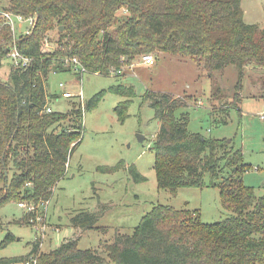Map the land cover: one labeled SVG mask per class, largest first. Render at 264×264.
I'll use <instances>...</instances> for the list:
<instances>
[{
	"label": "trees",
	"instance_id": "16d2710c",
	"mask_svg": "<svg viewBox=\"0 0 264 264\" xmlns=\"http://www.w3.org/2000/svg\"><path fill=\"white\" fill-rule=\"evenodd\" d=\"M6 10L24 16L37 12L38 19L31 34L18 38L31 65H11L8 80H0V208L11 201L50 199L82 140L80 104L74 102L67 112H42L48 96L46 76L53 67L66 71L61 65L65 55L78 56L91 73L102 75L154 52L203 63L211 75L234 65L239 90L244 88L246 66L264 70V31L244 21L241 0H10ZM56 27L59 48L51 50L45 39ZM12 39L10 26H0V66ZM107 92L128 97L115 109L125 120L136 95L133 86L113 84L94 95L85 109L96 108ZM144 99L151 100L160 123L153 144L158 187L172 195L184 187H218L222 206L232 214L206 223L196 210L157 204L131 234H119L104 244L103 253L79 248L76 237L43 252L37 238L27 255L0 258V264L31 257L37 258L36 264H264V195L244 182L249 166L243 150L232 139L191 131L189 113H178L189 105L188 98L147 90ZM227 118L214 121L226 123ZM122 165L120 161L101 169L116 171ZM130 171L136 180L144 177L133 167ZM96 219L95 213L83 211L71 223L78 230L88 229L95 227ZM20 222L30 223L29 216ZM4 227L0 221V230ZM14 238L9 232L3 243Z\"/></svg>",
	"mask_w": 264,
	"mask_h": 264
},
{
	"label": "rangeland",
	"instance_id": "374dc122",
	"mask_svg": "<svg viewBox=\"0 0 264 264\" xmlns=\"http://www.w3.org/2000/svg\"><path fill=\"white\" fill-rule=\"evenodd\" d=\"M9 6L10 0H0V11ZM241 6L244 21L263 29L264 0H241ZM4 25L0 18V26ZM19 34L18 30L16 35ZM58 36L56 27L49 34L54 45ZM151 54L156 59L153 65L143 63L141 56H137L131 64L122 67V74L85 75V105L113 84L133 86L136 95L127 108V117L120 120L115 109L128 97L111 92L105 94L96 108L85 109L82 140L70 154L68 170L55 184L50 197L48 223L54 229L49 228L41 238L31 223L20 222L25 210L18 202L29 200L7 203L0 208V221L6 226L0 230V258L27 255L37 238L42 239L43 252L58 248L66 238L76 237L79 248L103 253L104 244L113 242L119 234H131L157 204L196 210L206 223L221 221L232 214L222 206L218 187H184L176 195L158 187L153 144L160 124L151 100L144 99L147 90L188 98L189 105L178 113H189V129L207 137L232 139L236 148L243 150L244 162L249 166L243 175L245 184L253 186L258 196L264 195V91L257 92L253 86L256 83L264 89V82L260 83L264 70L253 64L246 66L244 88L239 90L235 88L238 69L234 65L211 75L203 63L190 58L165 52ZM9 68L10 60L6 57L0 66V80H8ZM53 69L46 76L45 91L49 97L58 94V99L48 97L55 111L67 112L79 98L62 97L60 83L76 90L77 77ZM221 116L228 117L227 122L216 124L214 120ZM120 161L124 166L116 171L101 169L116 166ZM131 167L144 177L136 180ZM209 179L210 175L206 174L205 180L209 182ZM83 211L97 215L94 228L76 230L72 225V217ZM9 232L15 238L3 243Z\"/></svg>",
	"mask_w": 264,
	"mask_h": 264
},
{
	"label": "built area",
	"instance_id": "2783aa9c",
	"mask_svg": "<svg viewBox=\"0 0 264 264\" xmlns=\"http://www.w3.org/2000/svg\"><path fill=\"white\" fill-rule=\"evenodd\" d=\"M0 18L2 19L4 24H7L10 26L13 39L9 44L10 50L8 53V58L10 60V67L11 65H14L15 67H23L27 68L31 65L32 58L28 55L24 54L19 46H18V38L21 34H31L33 28L35 27V24L38 19V14L33 13L29 16H24L20 13L13 12L11 10L3 9L0 11ZM19 30V35H16V32ZM45 45L51 50H56L59 48L58 43L55 45L53 42L48 38L45 39ZM143 63L148 65H153L156 62L155 57L153 54H143L141 56ZM62 66L66 69V71L74 74L77 78L74 79V83H76L78 89L72 90L68 88L64 83H60L61 87V95L65 98H79L76 102L77 104H80L83 108V111H85L86 105L84 103L83 99V85L85 82V75L91 73L88 68L83 65L81 60L76 55H65L62 59ZM54 71H59L58 69H53ZM10 73V68H9ZM122 74L123 70L122 68L119 70H111L110 74ZM94 74H100L99 72H96ZM9 76V75H8ZM58 99V94H56ZM47 96L46 104L43 108L42 112L45 113H51L55 110L50 105L49 100ZM49 99H54L49 97ZM84 114V112H83ZM263 117V116H262ZM68 170V165H67ZM50 203V199H41L38 202L34 201H20L18 202L19 206L25 210V214L29 216V221L35 228L37 232H40V237H45L47 235V231L49 228L54 229L49 223H48V205ZM40 238V239H41ZM42 240V239H41ZM37 258L31 257L29 260L20 262L17 264H36Z\"/></svg>",
	"mask_w": 264,
	"mask_h": 264
},
{
	"label": "water",
	"instance_id": "95a60500",
	"mask_svg": "<svg viewBox=\"0 0 264 264\" xmlns=\"http://www.w3.org/2000/svg\"><path fill=\"white\" fill-rule=\"evenodd\" d=\"M62 29H63V27H62ZM263 31H264V28H263ZM140 139H141V140H143V139H144V137L140 135Z\"/></svg>",
	"mask_w": 264,
	"mask_h": 264
},
{
	"label": "crops",
	"instance_id": "0c3cea01",
	"mask_svg": "<svg viewBox=\"0 0 264 264\" xmlns=\"http://www.w3.org/2000/svg\"><path fill=\"white\" fill-rule=\"evenodd\" d=\"M9 77V76H8ZM170 93V92H169ZM160 124V123H159ZM74 145V144H73ZM76 230H78L77 228H76ZM77 234H75L74 236H76ZM71 238H73V237H71ZM75 238V237H74ZM67 239V238H66Z\"/></svg>",
	"mask_w": 264,
	"mask_h": 264
}]
</instances>
